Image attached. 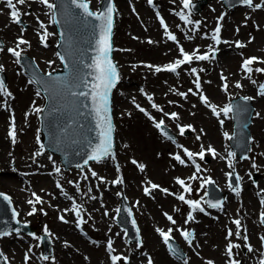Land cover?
<instances>
[{
	"label": "rangeland",
	"instance_id": "obj_1",
	"mask_svg": "<svg viewBox=\"0 0 264 264\" xmlns=\"http://www.w3.org/2000/svg\"><path fill=\"white\" fill-rule=\"evenodd\" d=\"M211 0H207V3H205V6L210 2ZM262 1V0H261ZM31 2V1H30ZM259 4H260V0H259ZM204 6V7H205ZM221 7V6H220ZM222 8V7H221ZM4 15L7 17V14L4 13ZM255 15L259 16L260 20H264V12L263 11H259V13L257 12ZM245 18H243V15L240 14V16L237 19V24H239L241 21H243ZM33 20V17H32ZM2 20V22H0V27L2 26L1 24H5V26L7 27L8 24H6L5 22ZM170 23V22H169ZM251 23L250 22L244 29V28H239V30H246L247 32L244 34H240V35H234V36H230V38H233L234 40L239 38L241 39V41L245 44V47H242L241 49H239V51H244L246 53H252V54H256L259 57V62L255 65V68L252 70L251 72V77L252 80L255 82H258L261 80V78H264V76H262L261 71H257L256 69H264V30H262V34H259V29L258 27L256 28H251ZM17 24V23H16ZM122 25L125 26V22H122ZM17 29L12 33L11 35V40H13V37L19 38V37H23L25 38L23 32L25 31V24L21 19V23L17 24ZM134 32V31H132ZM127 34V36H126ZM124 32V30L122 31V36L121 33H117L116 34V39L118 40L117 42L119 43L122 42L123 45L122 46H132V50L129 51V54H127L129 56V58L134 61V60H149V61H153L155 62L156 60L150 59L149 56H145L143 53L139 52V45L141 47L144 48L145 45L140 44L139 42L135 41V39L131 38L132 36L129 35L128 33ZM125 35V38H123ZM131 36V37H130ZM119 39H122L119 40ZM248 40L250 41V45L246 42H244V40ZM132 44V45H131ZM134 46L138 47L137 50H134ZM147 46V45H146ZM147 48V47H146ZM145 49V48H144ZM148 49V48H147ZM149 50V49H148ZM216 53V52H215ZM36 56L39 58V55L36 54ZM159 59H163L162 54L160 53ZM43 59H45V57H43ZM238 60L239 57L238 56H232L231 57V64L228 66L227 72L232 71L233 69H235L237 71V66H238ZM153 64V63H151ZM157 66V65H155ZM237 73V77H240L241 74ZM146 75V73L144 71H141V73L139 74V81L144 78ZM211 76V72H207L206 73V80H208ZM215 80L217 81L218 84V78H217V70H214V76ZM14 79V78H13ZM148 82H147V86L145 87V92L146 94H155V101H158V95L163 94L164 89L159 86V83L162 84L164 82H166V77L164 73H161L159 75H155V77L153 76H149L148 78ZM250 78H246L245 80H249ZM138 81V84H139ZM137 84V85H138ZM185 86L182 85L181 87H176L173 90V95L180 98V94H179V90H184ZM135 90V89H133ZM220 94H223L221 91H219ZM165 93H167V90H165ZM192 95V94H191ZM189 95L188 94L181 98V99H185L187 98L184 102H186L189 99H192L194 102V104H198L197 101V97L195 95ZM139 98L141 101H143V98L139 92ZM30 97V96H29ZM262 100H264V96L261 97ZM137 100V98H136ZM140 100H137V102H139L140 104ZM213 101V100H211ZM225 101V97H223V95H221V97L213 102H223ZM144 102V101H143ZM153 103H154V99H153ZM256 103H258V100L256 101ZM255 103V104H256ZM143 104V103H142ZM258 108V105H255ZM140 107H143L145 111L148 112V108L147 105H141ZM189 107H191V104L189 103ZM256 108V109H257ZM261 108V112L263 111V115L261 114V122H260V127H259V137L257 138L255 144L259 145L262 149V154L257 156V160L259 162H263L264 163V159H262L264 157V107H260ZM201 110H203L204 108H200ZM190 110V109H189ZM205 110V109H204ZM164 111V110H163ZM169 111H172V109H170ZM151 114H154L155 112L150 110ZM207 112V111H206ZM177 115H179L178 110H176ZM208 114V113H207ZM142 115H144L142 113ZM209 116V115H208ZM154 117L157 119L159 117V115H154ZM212 119V117H210ZM136 119H140L142 122L136 121ZM122 123L120 124V128L118 130V135L120 137V145L118 146V150H116V159L117 161L123 164L122 166V170L123 173L126 174L127 180L129 182V196L130 197H135L136 194H138L137 197L139 200V208L137 210L138 214H141V218L139 219L140 223H143L142 226H144L145 224V229L144 227L141 229L143 231V234L145 236L144 240L145 243H148V241L150 240V238H152V234L156 235L155 230L159 227H163L161 226L159 223L160 221H162L164 224H168L167 218L164 215L165 213L169 214V215H174L178 218H180L181 216V222L179 223V228H181V230H187L189 232H191L195 227H194V222L195 220H199V218H197L196 213L191 214L193 219L192 220H186L185 218H183V214L186 213H191L194 212L192 211V208H189L188 206L182 207L181 203L178 201H175L174 198V194L173 195H168L167 192H164L163 189H167L164 188L165 185H167L168 182H172L173 181V177L176 175V173L178 172L177 177H183L184 175V170L180 169V168H176V166L174 165L173 161L170 159L167 150H165V147L170 145L171 148H173V145L170 143V141L168 139H166L165 137H162L161 135L158 134V132H156V127L152 126L150 121L147 120L145 117L141 116L138 112H135L133 115H129L127 116L125 119H121ZM188 121V120H186ZM120 122V119H119ZM212 125L216 128V133H214L215 136V143L220 141V137H219V133L217 130V125L214 121V119L211 120ZM179 125L172 127L171 125L167 126L169 128V130H173L172 132L175 134V136L177 137L175 131H177V127ZM171 127V128H170ZM200 127V126H197ZM187 129V128H185ZM229 129H230V125H229ZM198 129H197V133H198ZM192 133H188V134H184L182 136H180L181 138L187 137L188 135L191 136ZM253 134V133H252ZM27 135H31V133H27ZM254 135V134H253ZM257 137V136H256ZM193 139H196V137H192ZM27 140V138L24 139V142ZM125 144H127V148L124 146ZM168 144V145H167ZM227 148L228 145L226 144V142L224 143ZM17 147L21 148L22 147V141L18 142ZM16 147V148H17ZM226 147L223 148V156L226 155ZM130 159H133L137 162V164H133L130 162ZM213 159H205L203 162V165L207 166L212 162ZM214 161V165L216 167V169L213 168V166L211 168H207V175L206 176H210L213 178L215 172L217 171V166H218V160H213ZM259 162V163H260ZM143 164L145 167L143 170L140 169L139 165ZM3 165V164H2ZM106 168H108V172L110 173L108 175L109 178H115L116 177V171L115 169L111 166V163L108 162V164L106 165ZM102 170H105V166L102 168ZM186 170V169H185ZM223 171V175L224 177L226 176L225 172L226 167L222 169ZM197 173V177L195 180L193 181H188L190 184H192L195 189L193 191V193H189L190 195H194V198L197 199V194L200 196L201 195V200H203V196H204V191H205V186L206 184L203 182L204 179H202L200 177L199 172H195ZM232 172V171H231ZM255 174V172L252 173V170H250V172L248 173V178L252 181H256V179L253 178V175ZM13 173L8 172L6 170H3L2 174H0V177H12ZM193 174L190 172H187L186 170V176H192ZM204 175V173H203ZM227 180H228V188L230 189H234L237 188L239 186H236L235 183H232L231 181V177L228 175L226 176ZM5 180H7L6 178L4 179L3 182H5ZM1 182V181H0ZM8 182V181H7ZM157 184L160 187L158 188V190H154V191H150L148 194L145 193L144 189L146 187L149 186V184ZM16 186H18V182L16 181ZM2 188L10 190L9 184H2L1 183ZM122 184H119V187H122ZM254 187V184L252 185ZM89 187L91 189V192L96 195V191L97 188L91 183L89 182ZM112 187V186H111ZM161 188V189H160ZM253 191H257L255 192H251L252 196L254 199H249V197L246 195L242 196V197H238V200L233 199V201H231L230 199L228 200V206L226 208V213H223V215H218L216 214L214 211L210 210L208 207L204 208V211L201 212L200 211V216L205 217L208 213H210V211H212L210 213V215L214 214V219L212 220H203V224L202 221L197 222L196 225V236L195 238L197 239V243L196 245H192L190 247V250L188 251L187 255L185 256V258H183V261H187V264H208V261H212L213 264H230V261H239L240 264H245V261L238 255H242L244 253H246V247L244 245L238 246L236 247L230 258L231 260H227V255L228 252L226 251L227 249V245L229 243L234 244V238H236L237 236L234 233V238L228 237V228L232 227V222H231V218L232 217H236L241 219L242 222V217L240 216V211L244 208L245 206H251V200H253L255 202V200H258V197L264 198V194L260 192V190H257L255 188H250ZM14 189L11 188V191H13ZM178 191V190H177ZM176 191V192H177ZM115 203V202H113ZM110 202H108L107 205H109ZM202 204L204 205V203L202 202ZM256 204V202H255ZM257 205V204H256ZM223 209V208H222ZM256 209V208H255ZM253 210L252 214L254 219L256 218L255 216V212L256 210ZM56 211L52 212L49 216L51 217L52 221H54V224L52 223V226L55 228V230L57 232L58 228L61 227L63 229H65V232L62 233L61 235L64 236H70V233L67 232L68 231V226L66 224H62L61 222H59L56 218H55V214L57 213V209H55ZM62 210V209H59ZM203 213V215H202ZM225 214V215H224ZM102 215L101 213L98 215L97 219H101ZM174 217V218H176ZM195 217V218H194ZM185 221V222H184ZM258 223L264 227V223H262L261 221L258 220ZM202 224V225H201ZM242 228H245V231L247 230L248 234L247 236L251 239V242L253 245H255L256 241L253 239L254 236L261 234L262 235V230H257L256 232L252 233L250 230V227L246 224H244L242 222ZM106 228L104 229V232H106ZM60 233V232H59ZM194 234V233H193ZM157 235L155 236V239L157 241ZM2 239V238H1ZM0 239V240H1ZM80 244L78 243H74V248H71V257L72 258H76L79 259L80 264H93L92 263V252H96L95 249H93V247H91L89 244H87L85 241L79 240ZM9 241L7 240V243ZM83 244V245H82ZM148 250H150L149 248H147ZM162 249V248H161ZM10 252L13 254V252H15V247H11V249H9ZM81 251V253H80ZM163 251V249H162ZM215 251H221L226 253L227 255H225L224 257L221 258H216V255H214L212 252ZM164 252V251H163ZM165 253V252H164ZM156 254V253H155ZM166 253H165V258L166 257ZM243 256V255H242ZM83 257H87V260H85V258ZM102 257L105 258L104 253L102 254ZM69 258V253L67 254H63V263L64 260L66 261L64 264L67 263H71V264H75L72 260L68 259ZM141 259V258H140ZM143 260V259H142ZM157 260V259H156ZM156 260L154 258V264H160L156 263ZM162 261H164V259H160ZM176 261H178V259L176 258ZM256 262V258H254L252 260L251 264H255ZM175 263V262H174ZM163 264V263H161ZM177 264V263H175ZM247 264V263H246Z\"/></svg>",
	"mask_w": 264,
	"mask_h": 264
},
{
	"label": "snow or ice",
	"instance_id": "obj_2",
	"mask_svg": "<svg viewBox=\"0 0 264 264\" xmlns=\"http://www.w3.org/2000/svg\"><path fill=\"white\" fill-rule=\"evenodd\" d=\"M40 2L43 3L44 5H46L49 9L55 10L57 8V4L50 3L49 0H40ZM6 3H7L8 9H9L10 18L13 21V23H17V24L21 23L22 13L17 8V4L25 5L26 0H15V3H14V0H6ZM70 3L75 8L82 10L83 13L87 17H94L98 21H101V24L99 26V28H100L99 38L96 41V49H95L96 54L92 59V63L90 65H88V67H90L94 70V81L91 83H89L87 81L75 82V81L79 80V76H78V73L74 70L72 72L73 83H71V84L69 83L68 80L60 81L59 78H56L55 80H53L51 73H48V81L40 80L38 82L41 85H43L44 91L46 93H51L53 96H55L57 94L58 90L56 88V85L60 84V83H62L65 88H69V89L73 86L74 87H80L81 83H82L84 88L89 89L88 91L72 92L71 93V95H73V96H83L86 98L90 97L91 101H92V109H93V112L95 114L96 128H97L98 133H99V143L96 144V146L93 148L92 154L89 155L86 160H84L83 164L87 165L89 160L100 161V160L105 159V158L109 157L110 155H112V147H113L112 132L114 129H113L112 117H111L110 93H111L112 89L115 87V85L119 79L118 66L111 59V53L114 51V48H113L112 43H111V35H112V27H113V13L116 11V9H115L114 5H109V7L107 8L106 11L94 12V11H91L89 8V0H70ZM149 3L151 4L152 0H149ZM242 3L249 5V6L256 7V8L264 7V5H262V4L253 5V0H242ZM183 4H184L185 8H189L190 7V0H183ZM178 14L180 15L182 20H185L187 23H192V21L188 20V17L185 16L183 13H178ZM157 15L159 16V13H157ZM221 19H223V17H221ZM57 22L58 21H56L55 18H53V23H57ZM160 22H161V25L165 28V33H166L168 39L176 41V36L167 30V25L165 24L162 17L160 18ZM196 24L198 25L199 22H196ZM40 27L45 29V31L41 35V41L43 42V41H46L49 33L47 32L45 25L42 22L40 23ZM219 32H220V27L218 26L215 29V33L213 35V39L216 41L217 44L220 43ZM61 36L63 38V34H61ZM28 43L29 42L27 40L23 39V37L21 36L18 38L17 48H19V45H21V44H28ZM237 46L243 47L244 45L237 42ZM0 51H3L2 47H0ZM7 51L12 53L13 56L17 57L18 60L22 55L21 51H18L17 49H14V48H8ZM179 51L181 53L182 58H179V59L175 60L174 62L163 66V69L161 67H156L155 70L157 72L162 71V70H167L170 72H176L177 69L181 65H184L186 63L191 64L193 60H207V59H209V56L207 54H204V55L198 54V50H194L192 53H188L181 46L179 48ZM57 56H59V58L62 62L65 61V56L61 55L60 53H57ZM257 59H258L257 57H250V58L245 59L243 61V64H242V68L246 72H249V73L252 72L253 69L250 67V65H252ZM65 67H68L67 63L65 64ZM256 70L264 72V69H256ZM3 71H4V67H3V65H0V72H3ZM191 71L193 73H196L195 68H193ZM29 82L33 83V82H37V81L30 80ZM195 85H196L197 89H200V82H199L198 76H197V79L195 81ZM236 86L240 87L241 85L238 83ZM223 87H224V90L227 91V87H228L227 83H225L223 85ZM189 91H192V90L189 89ZM0 93L4 94L7 97L12 96V93L10 91H8V89L5 85V82L2 78H0ZM36 94H37V96H39L41 93L38 90ZM260 94L264 95V85L260 86ZM180 95L186 96L187 94L186 93H180ZM148 99L151 100L152 98L149 96ZM200 99L202 100V102L206 106L210 107L212 109L213 113L217 116H219L221 114V112L225 116H228V114L233 112V110H234V106L232 104H228L225 107L221 108L219 111H217L216 106L210 104L209 100L206 96L201 95ZM244 99L248 100L251 98L245 97ZM152 106L154 108L158 107L155 104H153ZM137 107H139V105H137ZM33 111L35 113H41L42 111H44V109H42L40 107H34ZM140 111H145V110L143 108H140ZM26 115H27V113H26ZM165 115H170L173 119L177 118L176 113H171V114L166 113ZM257 115H259V114H257ZM221 123H223V121H221ZM163 125H164L163 120H160L159 122H157L155 124V126L158 129H161L162 131H163V128H162ZM187 127L191 128V125H189ZM184 131H185V128L181 127L180 128L181 134H183ZM9 135L13 138V142H15L16 130H15L14 117H13V121H12V124L10 127ZM225 135L227 136V133H225ZM169 138L171 139V137H169ZM197 139H199V137H197ZM37 140L39 142V136L37 137ZM40 148L43 149L44 145L40 144ZM207 150L209 152H211L213 155H216L215 149L211 148V146H209V148ZM184 152L190 159L193 157L199 156V158L202 160L204 158V155H205L203 147L199 153L191 152L187 148L184 149ZM41 154H42L41 152L35 153V155H37V156H39ZM229 155L234 156L235 154L229 153ZM51 159H52V157L50 156L49 160H51ZM175 159L178 160L181 164L185 163V161L181 158L180 155H176ZM132 162L134 164L137 163L135 160H133ZM193 163H195V160H193ZM76 167L82 168V165L77 164ZM139 167L141 170H143L145 166L143 164H140ZM196 169H197V171L200 170V166L198 164L196 165ZM55 172L59 173L60 168L55 167ZM91 175L95 177L97 174L94 171H92ZM228 175L231 176L232 173H228ZM192 178H195V176ZM192 178H190V179H192ZM85 179H87L86 176H85ZM101 179H103V178H101ZM237 180H239V177H237ZM121 182L122 181L120 179H117L116 181H114V183H121ZM176 182L184 188L185 192H191L192 191L191 186L185 184V181L183 179L176 178ZM69 183H71V181ZM204 183H212V181L211 180H205ZM57 186L60 187L59 183L57 184ZM159 187L160 186L157 184H154V183L151 184L152 189H156ZM233 190L236 191L237 193L239 192L238 187L234 188ZM89 191H91V189H89ZM144 191L146 194H148L150 192V189L146 187L144 189ZM163 191L168 192V189H163ZM0 196H3V198L5 200H10V197H8L7 195H4L3 193H0ZM33 196L35 197L36 202L42 203L41 197L39 195H37L36 193H33ZM91 198L95 199V197H91ZM177 199L191 205L193 210L199 209V211H201V212L204 211V208L201 207V202L198 200H190V199L186 200L185 196L183 194H180L177 197ZM261 202H262V204H264V200H262ZM28 203L33 204V201L29 200ZM208 205H209V207H213V208L221 207V204L219 202L212 203L211 201H209ZM32 211L35 212L36 209L33 208ZM72 211H74L76 213L77 217H80V215H81L80 206L75 205V202H74V206H73ZM117 211H119V209ZM29 214L31 215L32 213H29ZM14 215H15V212H14ZM105 215H107V212L105 213ZM164 215L173 224L176 223V221L173 219V217L171 215H169L167 213H165ZM60 219L63 220V216H61ZM192 219H193L192 215L189 214L188 220H192ZM81 221H82V218H81ZM261 222L264 223V212L261 213ZM234 223L237 225V229H238L236 231L235 235L237 237H239L241 235V233L239 231L240 220L237 219L234 221ZM133 224H135V220H133ZM17 231H19V229H17ZM156 231L163 238V242L169 246V250L172 251L173 254H177L179 250L172 248L171 244H169V241L172 239L171 233L173 230L171 228H169L167 231H165L163 229L157 228ZM181 234L183 235L184 239L188 242V244L191 245L193 234L187 230H181ZM0 235H7V233H0ZM231 236H233V232L231 230H229L228 231V237H231ZM243 239L247 240L248 239L247 235H244ZM260 239H261V241H264V236H262ZM112 245H113V242L111 239H109V241L107 243V248L109 249V251H113ZM234 247H238V245H234L232 243H229L227 245L226 251L228 252V254L230 256L232 254V250ZM247 247H248L249 252L253 251V249L250 245H248ZM44 259L47 260V259H49V257L45 256ZM122 259L126 260L127 258L122 257L120 255H112L111 256L112 264H117V262L121 261ZM148 264H152L151 259H149ZM185 264H187L186 260H185ZM208 264H213V262L208 261ZM230 264H240V262L239 261H230ZM259 264H264V259H261Z\"/></svg>",
	"mask_w": 264,
	"mask_h": 264
},
{
	"label": "bare ground",
	"instance_id": "obj_3",
	"mask_svg": "<svg viewBox=\"0 0 264 264\" xmlns=\"http://www.w3.org/2000/svg\"><path fill=\"white\" fill-rule=\"evenodd\" d=\"M139 1L143 2V0H138L136 2V4H137L138 8L140 9V11H142L144 16H145V18H144V16H142V18H143V21L147 25L146 29L140 28L139 25L137 24V22L135 20H133L131 16H127V15L124 16L123 15V14H125V7L124 6H126V0L116 1L117 2V6L115 5L116 6V11H115L116 12V18L119 19L120 16H124V19L127 21V22L125 21V27H124L125 34L129 31H135L136 34L139 35L140 39H143L145 36H151V37L155 38V41H157V43H155L152 46V48L149 47V51H146V50H144L143 47L139 46L141 53H143L145 56H149L150 59H153V60L155 59L157 61H161L156 56V55H158V53L161 52V48H163V46L160 44L161 42L162 43L164 42V45L167 48L166 55L164 57L173 56L172 58H174L176 56L175 46L172 43L167 42V41H163L161 39L160 32L158 31L159 27L153 22L152 16L154 15V13L151 11V9L147 5L144 6ZM154 1L164 11H170L171 8H175L176 2H177V0H154ZM1 3L4 4L2 1H1ZM17 8L20 9L21 6L19 4H17ZM33 10L38 11V10H43V8L40 6H34ZM58 14L62 18V20H61L62 29L64 31H71L72 32L71 35H68L72 40L71 46L75 45L76 42L80 41V39L78 38V35H77V33L79 32V28L75 25V23L72 20H67L65 18L66 12H65V8H64L63 0H59ZM203 14L207 15L208 17H211L213 13L211 11L204 10ZM22 15H24V17L26 16L25 13L23 14V12H22ZM0 20H3L5 23H10L9 19L3 14L2 11H0ZM1 25L2 26L0 27V35H2V37L6 36L8 38L10 36L11 32H14L17 29V26L14 24H9L8 27H5L4 24H1ZM148 25H149V27H148ZM32 27H33V23L30 22L26 32L28 33L30 28H32ZM187 30L188 31H187L186 37L184 40H182L181 44L186 46L187 48H191V46L189 44H194L193 43L194 32L190 28ZM227 33L235 34L238 32L230 29L229 31H227ZM259 34H262L261 29L259 30ZM126 36H127V34H126ZM115 38L116 37L114 36V39ZM123 38H125V35ZM198 40L200 42H202L203 44H209L210 47L213 46V42L210 39V37L207 35L206 29H204V32L200 33V35L198 36ZM217 45L220 47V51L218 52V62L216 63L215 61H213L214 65H212V67H208V70L212 69V73H211L210 78L208 80H206L205 76L202 74V76H204L202 78V84H203L202 88L212 98L215 97L218 93V90L216 89L217 81L213 77L214 76V70L215 69L217 70L218 68H224V67L227 68L229 63H230V59L232 57L231 54L235 53V50L231 49V48H234V46L230 45L229 42H227V41L220 40V43H218ZM27 51H29L28 56L34 58V55L39 53V48L35 44L29 43L27 46ZM154 53H155V57L153 55ZM124 61H125V58L123 57L122 61L118 62V66H119V69L121 71V75L130 78V76L133 74L131 72L130 67ZM177 70L184 72V76H183L182 80L175 79L177 76H179V74H175V73H171V72L167 71V72L171 73L170 82L166 81L162 84L159 83V86H161L164 89V91H163L164 93L160 94L158 97V101L160 102L162 108L173 109L175 106V101L178 100V98L173 95L174 88H172L170 86L178 87V86L184 85L188 89L192 88V85L190 83V78H191L192 74L187 72L184 67L183 68L179 67ZM13 73H14L13 70L11 68H9L7 76H9L10 78H13L12 77ZM196 73H197V71H196ZM13 85H14V81H13ZM240 85L241 86L238 87L239 91H243V92H246L250 95H254L252 82H248L246 84H240ZM19 86H20L19 83H17L15 85L16 96H14L11 99L8 98L7 101H9L11 104V105L8 104V107H12L13 109H15L17 111V113L19 114V116H21L22 113H24V112L32 111L34 106H33V104H30V100H31V98L29 97L30 90L28 89L27 91L21 92V90L19 89ZM56 88L58 90L57 93H59L58 87H56ZM165 90H167V93H165ZM119 96L121 98L118 99ZM122 97H125L124 92L117 91L115 94L114 110H115V115L118 118L123 117L122 111H124L125 114L127 113L126 103H125L124 98H122ZM1 99H2V95L0 94V100ZM117 99H118V102H117ZM253 102H254V100H253ZM189 103L191 104V107H189ZM253 104L255 105V103H253ZM256 104L259 107V112H258L259 115L256 114L255 121L253 124V128L251 129V131L254 134L258 135L259 127L261 125L260 124L261 114L263 115V111L261 112L260 107H264V100H262L261 98H258V103H256ZM9 109L7 108V110H9ZM177 110L179 112V115H178V118H176L175 122L180 121L181 124H184L183 121L190 120L189 123H194L196 125L197 129H198L197 126H203L204 128H205V126L209 127L208 132L203 134V139L207 140L209 142L215 141V138L213 136V134H214L213 131H215V127L212 125L210 119L205 116L204 112L202 110H200V108L195 106L192 102H186L183 104V106L178 107ZM47 117L49 119L54 118V110L53 109L49 110ZM5 119H6L5 111L0 109V158H1L2 163H5L4 167H7L8 163L10 162V160H9L10 158L8 157V154H10L12 156L14 154V151L9 148L8 144L6 143L5 136L2 134V128L7 124ZM62 120L66 125L70 121V118L67 115H64ZM136 121L144 123L140 119H136ZM30 124H31V119L23 120L24 128H27ZM89 128H90L89 123L85 119H83L82 117H80V119L75 124H71V130H73V131L87 130ZM18 137H19V140L21 138H27L28 141H27L26 146L24 148L25 149H27L28 147L31 148V144L28 145V142L30 140L29 136H22V135L18 134ZM80 139H81V137H79L77 133L70 132L69 138L68 139L64 138L63 140L66 141L67 144H71V143L79 142ZM17 150H18V148H16V151ZM165 150L169 151L170 147L166 146ZM257 150H259V148H257ZM257 154H258V151H256V153L254 155V159H256V160L258 159ZM19 157L20 156H18L14 160V163L16 166H20L21 164H24V162H25V158H26L25 155H22L21 158H19ZM262 159H264V157ZM260 160H259V162H260ZM244 164H245L244 161H238L237 160L236 165H235V166H237L238 170L243 175L242 182H243V185L245 186V188H244V190L241 191V194L243 196V195H245V193L247 191L246 195L249 197V199H254L252 196V193L254 191L250 189L251 183H250V180L248 178V171L245 169ZM260 164H263V162H260ZM225 166H226V164L223 163L222 160H220V167H225ZM108 171L109 170L107 169L106 172H108ZM256 171H258L260 173L259 170H256ZM5 178L6 179L7 178H16L17 179L18 177L16 175H13L12 177H5V176L0 177V181L2 184L3 183L7 184V182H6L7 180H5V182H3ZM258 180H259V182H258L259 187H263V191H264V174L260 173V178ZM167 185H168L167 186L168 189L175 191L174 187L172 186V184L170 182H168ZM225 189H227V188L225 187ZM107 194H108V196L110 195V193H107ZM229 194L233 196L234 200H236L238 198L237 196H234L230 191H229ZM14 195H15L16 201L20 202L21 197H20L19 192L17 190L15 191ZM256 204L253 200H251V206L249 205L246 208L245 212L248 214L251 213V215H252L253 210L255 208L260 207L259 204H257V205ZM221 212L225 213L224 210H221ZM137 218L140 219L141 214H137ZM251 219H252V221L247 218L246 221L251 223V227L256 225V227L259 228L260 225L257 223V221L254 220L253 217ZM142 224L143 223H141V226H142ZM143 227L145 229V227H146L145 224H144V226H142V228ZM146 246L148 248L152 249V252L155 255L156 259L158 260V263H160V264L161 263H163V264H175L174 261H172L169 257H167V259L165 258L164 252H162L160 249L161 247H160L159 241L158 240L156 241V239H155V234H152V238H150L148 243H146ZM182 249L185 252V249L183 247H182ZM135 252L136 251L134 250V252H132V253H135ZM212 253L214 255H216V258H218V259L225 256V254L221 251H215ZM138 254H141V253H138ZM255 255L258 256L259 259L264 257V250H261L259 247H254L253 251H251L250 253H246V255L244 256V259H248V261H249V259H252ZM160 259H164V261H162ZM96 260H97V264H100L98 255H96ZM101 264H103V263H101Z\"/></svg>",
	"mask_w": 264,
	"mask_h": 264
}]
</instances>
